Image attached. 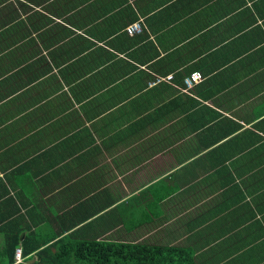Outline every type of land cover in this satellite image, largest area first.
<instances>
[{
    "label": "crops",
    "instance_id": "obj_1",
    "mask_svg": "<svg viewBox=\"0 0 264 264\" xmlns=\"http://www.w3.org/2000/svg\"><path fill=\"white\" fill-rule=\"evenodd\" d=\"M13 220L264 264V0H0Z\"/></svg>",
    "mask_w": 264,
    "mask_h": 264
},
{
    "label": "trees",
    "instance_id": "obj_2",
    "mask_svg": "<svg viewBox=\"0 0 264 264\" xmlns=\"http://www.w3.org/2000/svg\"><path fill=\"white\" fill-rule=\"evenodd\" d=\"M13 221L0 228L4 235L0 241V264H29V260H32L30 264H197L194 250L183 245L87 240L72 235L39 239L34 234L20 241L24 229L18 221ZM17 248L22 256L18 263Z\"/></svg>",
    "mask_w": 264,
    "mask_h": 264
},
{
    "label": "built area",
    "instance_id": "obj_3",
    "mask_svg": "<svg viewBox=\"0 0 264 264\" xmlns=\"http://www.w3.org/2000/svg\"><path fill=\"white\" fill-rule=\"evenodd\" d=\"M139 27L136 24H133L131 26H128L125 30L129 34H133L136 31H139ZM202 80V76L199 72H192L188 76L184 78V84L186 86V91L193 88L197 83H199ZM22 260L21 256V249L17 248L15 251V261L18 263Z\"/></svg>",
    "mask_w": 264,
    "mask_h": 264
},
{
    "label": "rangeland",
    "instance_id": "obj_4",
    "mask_svg": "<svg viewBox=\"0 0 264 264\" xmlns=\"http://www.w3.org/2000/svg\"><path fill=\"white\" fill-rule=\"evenodd\" d=\"M34 259H36V258H34ZM32 262V260L31 261H29L28 263L30 264Z\"/></svg>",
    "mask_w": 264,
    "mask_h": 264
},
{
    "label": "water",
    "instance_id": "obj_5",
    "mask_svg": "<svg viewBox=\"0 0 264 264\" xmlns=\"http://www.w3.org/2000/svg\"><path fill=\"white\" fill-rule=\"evenodd\" d=\"M20 240H22V239H20Z\"/></svg>",
    "mask_w": 264,
    "mask_h": 264
}]
</instances>
